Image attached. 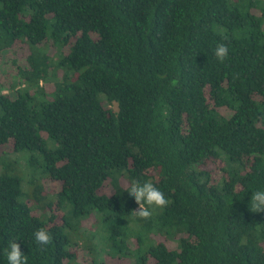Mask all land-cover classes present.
Wrapping results in <instances>:
<instances>
[{
    "label": "trees",
    "instance_id": "trees-1",
    "mask_svg": "<svg viewBox=\"0 0 264 264\" xmlns=\"http://www.w3.org/2000/svg\"><path fill=\"white\" fill-rule=\"evenodd\" d=\"M12 46L0 264L14 240L27 264H83L77 245L91 264H264V0H0V55ZM132 181L169 204L134 218Z\"/></svg>",
    "mask_w": 264,
    "mask_h": 264
},
{
    "label": "clouds",
    "instance_id": "clouds-1",
    "mask_svg": "<svg viewBox=\"0 0 264 264\" xmlns=\"http://www.w3.org/2000/svg\"><path fill=\"white\" fill-rule=\"evenodd\" d=\"M214 55L223 62L228 57V47L218 44ZM125 190L129 193L138 207L131 212L134 218L147 220L151 218L155 209H162L169 204L164 193L154 183L145 181L140 183L132 181ZM250 210L252 212H264V190L252 192ZM35 241L41 248H46L52 242V237L45 228H40L34 233ZM8 264H27V256L21 251L20 244L16 240L11 241L5 249Z\"/></svg>",
    "mask_w": 264,
    "mask_h": 264
},
{
    "label": "rangeland",
    "instance_id": "rangeland-1",
    "mask_svg": "<svg viewBox=\"0 0 264 264\" xmlns=\"http://www.w3.org/2000/svg\"><path fill=\"white\" fill-rule=\"evenodd\" d=\"M18 46H12L10 48H7V50L5 51V53L3 55H0V84L2 86L1 88V91L3 93H10V89L7 88V72L10 68V61L11 59L14 57V54L13 52L16 51ZM20 48V47H19ZM21 51H19L17 54V56H21ZM112 108L114 110L117 109L116 107V104L114 103L112 105ZM6 150H10V147L9 146H4V147H0V154L1 152L3 151H6ZM15 159H18V165H19V169L24 172V174L22 175V178H23V187L25 189V191L29 190V186L27 185V182H26V178L28 180V176H29V170H28V167H27V164H25L23 158L21 156L15 158ZM219 165H221V163L219 161H217V163H212V169L215 170L216 172L219 173V171L217 170ZM21 175V173H20ZM42 185H43V191L45 193H49V195L53 196L59 189V185L60 183L57 182V181H53V180H50V179H43L42 180ZM102 192H107V191H110V186L109 185H106V186H103V188L101 189ZM35 206V205H34ZM41 209H39L38 207H35L34 208V213L35 214H41ZM46 212H47V215L51 214V215H54V219L55 221L57 222H60V218H61V215H62V212L61 210L55 208L54 206L51 207V208H46ZM93 217H90L87 221L84 222V225H86L85 227H88V225L92 222L91 220ZM155 238H158L157 236ZM133 243V242H132ZM166 244L168 245L169 248H175L176 247V242L173 241V240H166ZM132 246V245H131ZM77 250H78V260L80 262H82L83 264H91V260L89 258V256L87 255L86 251H84L83 249H81L79 247V245H77ZM104 257V256H103ZM102 257V258H103ZM107 264H129V260L128 259H111L110 257L108 256H105V258H103Z\"/></svg>",
    "mask_w": 264,
    "mask_h": 264
}]
</instances>
